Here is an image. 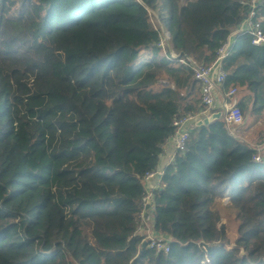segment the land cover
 <instances>
[{"label":"trees","instance_id":"obj_1","mask_svg":"<svg viewBox=\"0 0 264 264\" xmlns=\"http://www.w3.org/2000/svg\"><path fill=\"white\" fill-rule=\"evenodd\" d=\"M251 9L0 0V264H264V127L253 132L261 147L244 137L264 119V47L241 29ZM256 12L264 28V0ZM225 43L223 88L242 92L243 122L233 134L223 117L191 127L153 190V228L169 250L142 247L144 175L174 120L208 110L170 52L207 65Z\"/></svg>","mask_w":264,"mask_h":264},{"label":"built area","instance_id":"obj_2","mask_svg":"<svg viewBox=\"0 0 264 264\" xmlns=\"http://www.w3.org/2000/svg\"><path fill=\"white\" fill-rule=\"evenodd\" d=\"M258 0H251L252 9L249 16L244 20L241 25V29L247 31L252 36V43L257 46L264 47V28L261 18L257 17L256 2ZM169 33L162 32L161 41L159 45L165 48ZM229 43L223 44L217 52V58L210 64L204 65L197 63L192 57L183 56L176 52L171 51L170 57L177 59L179 63L188 64L193 70L194 78L197 80L200 90L203 104L211 109L216 106L218 100V94L221 92V102L218 104V108L222 112V117L225 121L230 133L233 134L234 128L243 122V113L238 106V89L236 86H232L229 89L223 88V83L226 79V72L222 66V59L224 58ZM200 114L186 113L176 118L173 124L176 126L177 131L175 136V145L177 150H183L186 145V141L189 137V131L191 127L199 120ZM255 160H260V156L256 155ZM163 171L158 169L151 170L144 175V185L146 194L142 199L143 217L152 212L154 209V196L153 190L157 188L161 181ZM153 183L151 185L150 183ZM226 195L223 200H228ZM142 224L139 225L136 230V234L142 232ZM168 238L156 236L149 241V246L156 249L169 250L167 243ZM207 261V259H206Z\"/></svg>","mask_w":264,"mask_h":264},{"label":"crops","instance_id":"obj_3","mask_svg":"<svg viewBox=\"0 0 264 264\" xmlns=\"http://www.w3.org/2000/svg\"><path fill=\"white\" fill-rule=\"evenodd\" d=\"M221 102V92L220 94H218V100L217 103L220 104ZM216 103V106L208 109L206 112H204L203 116L199 119H202L204 117H208L209 115H211L212 113L218 112L220 110H218V104ZM211 110H216L212 113H210ZM259 147L262 146V144H258ZM177 148L175 145V136H173L172 138H170L164 145H163V152L160 155V160H159V164L157 169L160 171H163L165 169V167L174 160L175 154H176ZM151 185H153V183H150ZM145 186V185H144ZM150 223L151 227H152V231H151V235L152 236H160V237H164V238H168L167 235L162 234L157 232L154 228H153V221H152V212L147 213L144 217L142 215L141 220H140V224H145L148 225L147 223ZM146 233H150V230H147Z\"/></svg>","mask_w":264,"mask_h":264},{"label":"rangeland","instance_id":"obj_4","mask_svg":"<svg viewBox=\"0 0 264 264\" xmlns=\"http://www.w3.org/2000/svg\"><path fill=\"white\" fill-rule=\"evenodd\" d=\"M241 93L242 92L240 91V94L239 95H241ZM239 95H238V97H239ZM263 127H264V119L260 120L256 124L255 130L253 129L249 133H244V137L247 140L252 141L254 143H260V144H262L263 143L262 140L261 141H258V140L255 141L257 139V135L255 133H253V132H256V130L262 129ZM234 129H236V127ZM222 201L225 204H228V200H222ZM229 213H230L229 209L226 208V207H223V210H222V215H223L222 222L225 225H227V227H228V235H229L231 241L233 242L236 239V237H237V221ZM147 224L148 225L142 224L143 230H142V232H140V235L145 236V240L144 241L150 240V239L156 237V236H152L151 235L152 227H151L150 223L148 222ZM147 230H150V233H146Z\"/></svg>","mask_w":264,"mask_h":264},{"label":"water","instance_id":"obj_5","mask_svg":"<svg viewBox=\"0 0 264 264\" xmlns=\"http://www.w3.org/2000/svg\"><path fill=\"white\" fill-rule=\"evenodd\" d=\"M220 117H222V112L218 111V112L212 113L208 117H204L202 119L197 120L195 124L196 125L208 124L210 121H212V120H214L216 118H220ZM146 244H147V241H143L142 247L146 246Z\"/></svg>","mask_w":264,"mask_h":264}]
</instances>
